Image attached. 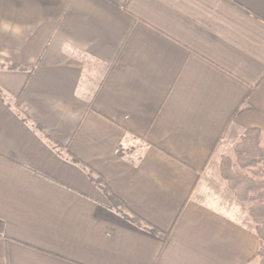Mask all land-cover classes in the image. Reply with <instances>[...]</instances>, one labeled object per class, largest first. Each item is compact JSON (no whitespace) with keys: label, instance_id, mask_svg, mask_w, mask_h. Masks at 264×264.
I'll use <instances>...</instances> for the list:
<instances>
[{"label":"crops","instance_id":"1","mask_svg":"<svg viewBox=\"0 0 264 264\" xmlns=\"http://www.w3.org/2000/svg\"><path fill=\"white\" fill-rule=\"evenodd\" d=\"M0 92V264H256L203 181L264 132V0H0Z\"/></svg>","mask_w":264,"mask_h":264},{"label":"trees","instance_id":"2","mask_svg":"<svg viewBox=\"0 0 264 264\" xmlns=\"http://www.w3.org/2000/svg\"><path fill=\"white\" fill-rule=\"evenodd\" d=\"M0 95H2L1 92ZM56 147L58 146L56 145ZM67 158L74 163L81 164L69 154ZM82 166L93 183L107 196L115 210L132 223L167 241V235L147 225L139 217L130 214L125 205L113 196L100 175L86 166ZM220 171L237 199L248 208L253 231L258 236L260 244L256 258L259 259L260 264H264V132L259 129L247 130L232 150L222 155Z\"/></svg>","mask_w":264,"mask_h":264},{"label":"rangeland","instance_id":"3","mask_svg":"<svg viewBox=\"0 0 264 264\" xmlns=\"http://www.w3.org/2000/svg\"><path fill=\"white\" fill-rule=\"evenodd\" d=\"M97 69L101 71L104 70L99 67H97ZM93 75H95V77H98L99 72L94 71ZM242 136L234 140L231 143L230 147L226 146L225 148H223L221 153L225 154L230 152ZM222 155L219 158H216L217 160L215 159L211 163V166L207 171L206 176L204 177L205 180L203 181V184L207 186V188L210 189L211 193L218 198L219 203L224 206L225 209L231 211L232 213L234 212V215L237 216L239 220L241 219V222L253 229V223L249 216L247 206L237 199L235 193L229 188L226 180L221 176L220 161ZM256 264H260L258 258H256Z\"/></svg>","mask_w":264,"mask_h":264}]
</instances>
